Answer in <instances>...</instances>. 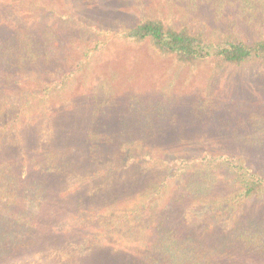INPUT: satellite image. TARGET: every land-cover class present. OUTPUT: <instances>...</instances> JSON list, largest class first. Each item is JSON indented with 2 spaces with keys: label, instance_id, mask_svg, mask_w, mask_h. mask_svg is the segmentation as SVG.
<instances>
[{
  "label": "rangeland",
  "instance_id": "374dc122",
  "mask_svg": "<svg viewBox=\"0 0 264 264\" xmlns=\"http://www.w3.org/2000/svg\"><path fill=\"white\" fill-rule=\"evenodd\" d=\"M11 1L18 8L0 0V29L50 32L56 41L50 54L57 56L15 75L14 91L39 89L75 70L91 45L102 46L64 91L34 104L26 125L0 135V156L17 160L24 177L30 145L66 153L73 164L63 180L39 179L46 188L37 217L41 238L4 264H264V198L230 222H215L190 185L199 170L179 176L136 213V192L126 191L135 174L160 179L161 162L176 155L242 154L264 174V64L213 75L211 63L182 66L147 45L107 38L141 8L206 35L231 26L247 39L252 28L237 6L230 0L216 12L212 0ZM89 129L107 137L94 156ZM122 145L130 147L127 157ZM226 178H218L212 196L228 191ZM110 212L120 219L108 222Z\"/></svg>",
  "mask_w": 264,
  "mask_h": 264
},
{
  "label": "trees",
  "instance_id": "16d2710c",
  "mask_svg": "<svg viewBox=\"0 0 264 264\" xmlns=\"http://www.w3.org/2000/svg\"><path fill=\"white\" fill-rule=\"evenodd\" d=\"M5 1L12 2L14 7L18 8L16 2ZM105 1L106 4L111 3L107 0L99 2ZM212 1L213 8L219 12V7L230 0ZM230 2L237 6L240 17L252 28V33L247 39L231 26L206 35L193 30L183 21L176 23L170 18L145 12L141 8H138L130 22L119 23L113 31L108 32L107 38L147 45L159 56L169 58L182 66L194 67L201 63H211L213 75H217L226 67L240 68L251 64H264V0ZM19 5L24 7L23 4ZM1 8L0 2V15ZM3 31L0 29V135L26 125L34 104L37 102L44 105L54 92L64 91L85 63L98 54L102 46L98 42L91 45L92 47L82 53V59L77 62L75 70L61 72L58 78L44 82L39 89L14 91L12 84L15 75L47 65L52 58L57 59L55 54H50L53 44L56 48V41L47 31L36 34L18 28ZM6 88H12V92L5 93ZM106 140L107 137L105 139L102 134L89 129L86 134L88 154L96 155ZM128 146L121 147L123 157H127L130 149ZM26 155L29 173L25 177L17 160L0 156V264L27 251L41 238L37 217L45 201L46 188L39 183V179L53 178L60 181L73 169L69 156L58 150H44L39 153L30 145ZM161 166L166 172L160 179L145 176L139 180L138 174H135L130 185L126 187L130 195L136 192L132 203L133 212L136 213L135 210L140 207L145 209L148 204L154 205V201L165 193L172 181L190 170L201 172L198 180L190 185L197 191V200H202L203 212L209 214L215 222H230L234 214L248 202L264 198V174L253 170L242 154L176 155L166 164L161 162ZM223 175L227 177L228 191L218 197L212 196L218 178ZM109 198L114 200L112 195ZM105 219L113 222L120 218L110 212ZM199 262L204 264L201 261L192 264Z\"/></svg>",
  "mask_w": 264,
  "mask_h": 264
}]
</instances>
